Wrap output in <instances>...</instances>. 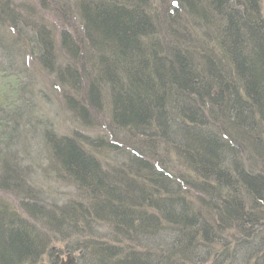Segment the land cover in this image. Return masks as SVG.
<instances>
[{
    "label": "trees",
    "instance_id": "1",
    "mask_svg": "<svg viewBox=\"0 0 264 264\" xmlns=\"http://www.w3.org/2000/svg\"><path fill=\"white\" fill-rule=\"evenodd\" d=\"M0 84V264H264V0H0Z\"/></svg>",
    "mask_w": 264,
    "mask_h": 264
},
{
    "label": "rangeland",
    "instance_id": "2",
    "mask_svg": "<svg viewBox=\"0 0 264 264\" xmlns=\"http://www.w3.org/2000/svg\"><path fill=\"white\" fill-rule=\"evenodd\" d=\"M1 86H2V84H0V88H1ZM1 89H2V91H3V97H2L1 100H3V99H4V96H7V95L9 94V91H8V90H5V89H3V88H1ZM49 89H50V88H49V86L47 85L46 88H44V87L39 88L38 91H37V93H38L39 96H41V93L44 94V95H46V96H48V95H50V94H49ZM40 92H41V93H40ZM64 120H66V119H64ZM59 121H63V119L60 118ZM59 121H58V122H59ZM58 122H57V123H58ZM58 125H59V128H58V129H59V132H60V133L62 132L61 127H62L63 131H66V132H67L68 125H67L65 122L62 123V126H61L60 123H58ZM90 136H91V135H90ZM93 136H94L95 138H98L97 136H100V137L105 138L104 135H93ZM109 138H110V137H109ZM108 140L115 142L114 140H111V138L108 139ZM33 184L35 185V183H33ZM37 187H38V188H43V186H42L40 180H38ZM0 196H1V194H0ZM5 199H6V198H5ZM67 261H68L67 256H63L60 264H62V263H67Z\"/></svg>",
    "mask_w": 264,
    "mask_h": 264
},
{
    "label": "water",
    "instance_id": "3",
    "mask_svg": "<svg viewBox=\"0 0 264 264\" xmlns=\"http://www.w3.org/2000/svg\"><path fill=\"white\" fill-rule=\"evenodd\" d=\"M67 259H68L67 263H62V264H74L75 259L71 258L70 256H68Z\"/></svg>",
    "mask_w": 264,
    "mask_h": 264
}]
</instances>
